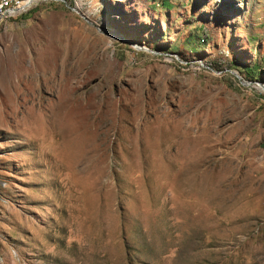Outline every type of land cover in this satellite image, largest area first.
Instances as JSON below:
<instances>
[{
    "label": "rangeland",
    "instance_id": "rangeland-1",
    "mask_svg": "<svg viewBox=\"0 0 264 264\" xmlns=\"http://www.w3.org/2000/svg\"><path fill=\"white\" fill-rule=\"evenodd\" d=\"M30 1L0 20V264H264V0Z\"/></svg>",
    "mask_w": 264,
    "mask_h": 264
},
{
    "label": "built area",
    "instance_id": "built-area-1",
    "mask_svg": "<svg viewBox=\"0 0 264 264\" xmlns=\"http://www.w3.org/2000/svg\"><path fill=\"white\" fill-rule=\"evenodd\" d=\"M38 1H30L27 4H22L21 6H3V13L0 14V20L3 18H16L24 14L26 9H31L36 5ZM1 5H3V0H1Z\"/></svg>",
    "mask_w": 264,
    "mask_h": 264
},
{
    "label": "bare ground",
    "instance_id": "bare-ground-1",
    "mask_svg": "<svg viewBox=\"0 0 264 264\" xmlns=\"http://www.w3.org/2000/svg\"><path fill=\"white\" fill-rule=\"evenodd\" d=\"M28 2H25L24 4H27ZM6 4V0H5V3H3V6ZM21 6V5H19ZM3 13V7L2 5L0 6V14ZM113 38V37H112Z\"/></svg>",
    "mask_w": 264,
    "mask_h": 264
}]
</instances>
